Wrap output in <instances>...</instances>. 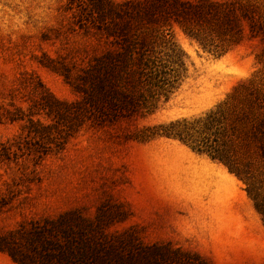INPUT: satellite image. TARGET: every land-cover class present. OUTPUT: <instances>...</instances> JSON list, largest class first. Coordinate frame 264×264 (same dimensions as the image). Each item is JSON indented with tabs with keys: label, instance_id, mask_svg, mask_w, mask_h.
Instances as JSON below:
<instances>
[{
	"label": "rangeland",
	"instance_id": "374dc122",
	"mask_svg": "<svg viewBox=\"0 0 264 264\" xmlns=\"http://www.w3.org/2000/svg\"><path fill=\"white\" fill-rule=\"evenodd\" d=\"M239 1L264 18V0ZM87 9L0 0V264L31 263L36 232L63 216L92 224L111 264H264V222L241 179L178 138L136 137L206 111L242 79L264 90V42L216 55L174 25L188 54L178 87L146 115L77 122L63 105L81 101L76 84L107 46Z\"/></svg>",
	"mask_w": 264,
	"mask_h": 264
},
{
	"label": "trees",
	"instance_id": "16d2710c",
	"mask_svg": "<svg viewBox=\"0 0 264 264\" xmlns=\"http://www.w3.org/2000/svg\"><path fill=\"white\" fill-rule=\"evenodd\" d=\"M82 13L107 46L76 84L81 101L63 105L62 112L75 116L77 122L83 117L93 123H113L146 115L161 94L168 97L180 84L188 57L175 40L174 25L216 55L245 39L264 42L261 12L239 0H89V9ZM253 84V79H242L226 98L206 111L141 129L136 137L178 138L222 163L246 184L264 222V90ZM37 126L39 130L46 127ZM67 219L63 216L49 230L36 232L41 245L29 256L32 261L111 264L114 246L87 221ZM32 261L20 259L21 264H34Z\"/></svg>",
	"mask_w": 264,
	"mask_h": 264
}]
</instances>
